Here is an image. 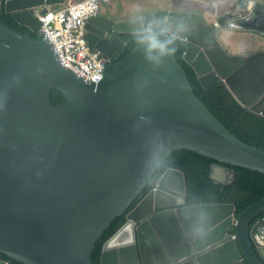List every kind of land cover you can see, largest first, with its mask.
I'll list each match as a JSON object with an SVG mask.
<instances>
[{
  "label": "water",
  "instance_id": "obj_1",
  "mask_svg": "<svg viewBox=\"0 0 264 264\" xmlns=\"http://www.w3.org/2000/svg\"><path fill=\"white\" fill-rule=\"evenodd\" d=\"M65 2L0 0V11L30 29L0 17V253L22 264H92L97 239L176 149L264 172V149L210 110L175 49L146 39L113 60L128 44L120 33L145 32L143 17L90 18L91 46L112 61L97 81L77 76L35 14ZM261 15L264 0H238L216 21L169 10L163 29L185 41L183 57L203 88L224 82L245 110L264 116V49L233 54L218 34H264ZM53 88L61 104L52 103ZM210 176L229 184L235 171L215 164ZM186 198L185 173L167 168L104 242L100 264H264V197L239 216L234 203Z\"/></svg>",
  "mask_w": 264,
  "mask_h": 264
},
{
  "label": "trees",
  "instance_id": "obj_2",
  "mask_svg": "<svg viewBox=\"0 0 264 264\" xmlns=\"http://www.w3.org/2000/svg\"><path fill=\"white\" fill-rule=\"evenodd\" d=\"M73 1L76 0H66L61 6H66ZM113 12H117V8H111L106 14L102 15L111 16ZM167 14V7L149 11L143 15L146 28L145 32L120 33V37L127 41L128 44L114 61L117 62L126 56L134 45L140 44L146 39L158 40L162 45L175 49L177 60L185 68L194 92L210 110L241 140L252 145L257 144L264 149V116L245 110L224 82H217L209 88H203L194 69L183 57L185 41L163 29ZM0 17L10 28L24 33L30 32L27 26L21 25L16 21L12 13L3 10L0 11ZM31 36L36 37L37 33L31 31ZM87 39L89 42L88 36ZM234 39L235 41L233 43L237 41L236 38ZM63 100V94L53 88L51 91L52 103L58 105ZM213 164H220L234 170L235 181L229 184L216 182L210 176ZM169 167L178 168L185 173L187 184L186 204L188 205L199 203H234L236 205L235 215L239 216L247 206L257 199L264 197V172L220 162L213 157L192 149L181 148L171 152L162 161L159 169L152 177L151 184L139 193L138 197L126 209V212L130 211L142 199L154 186L161 174ZM126 212L117 215L97 239L91 254L92 264H100L103 244L126 222ZM0 258L6 261L12 260L13 264H22L3 253H0ZM245 263L250 264L246 259Z\"/></svg>",
  "mask_w": 264,
  "mask_h": 264
},
{
  "label": "built area",
  "instance_id": "obj_3",
  "mask_svg": "<svg viewBox=\"0 0 264 264\" xmlns=\"http://www.w3.org/2000/svg\"><path fill=\"white\" fill-rule=\"evenodd\" d=\"M112 0H76L66 6L35 12L62 61L77 76L97 81L104 75L110 58L88 42L86 28L90 18L100 15L102 2ZM215 25H218L215 22Z\"/></svg>",
  "mask_w": 264,
  "mask_h": 264
},
{
  "label": "crops",
  "instance_id": "obj_4",
  "mask_svg": "<svg viewBox=\"0 0 264 264\" xmlns=\"http://www.w3.org/2000/svg\"><path fill=\"white\" fill-rule=\"evenodd\" d=\"M207 2L208 0H133V14L119 19L143 17L149 11L167 7L168 11L176 10L202 13L210 21H216L219 16L227 13L229 9H238V0L236 3L231 0H217V6L214 9L209 8ZM59 7L60 5L52 7L51 9ZM119 12H121V7L117 8V13ZM209 15L210 17L212 16V19L209 18ZM262 20H264V15H261L259 21L261 22ZM218 34L219 39L225 45L226 49L233 54H250L264 49V34L255 27L253 30H236L229 27H219ZM243 36L253 37V40L243 41ZM232 38H236L237 41L231 43Z\"/></svg>",
  "mask_w": 264,
  "mask_h": 264
},
{
  "label": "rangeland",
  "instance_id": "obj_5",
  "mask_svg": "<svg viewBox=\"0 0 264 264\" xmlns=\"http://www.w3.org/2000/svg\"><path fill=\"white\" fill-rule=\"evenodd\" d=\"M216 1L217 0H208L207 5L209 6V8L211 9L216 8L217 6ZM231 1H233L234 3L237 2V0H231ZM119 7H121V12L119 13L113 12L111 17L115 19H119L133 14V9H134L133 0H112L109 2H102L100 14H106L109 9L111 8L114 9ZM209 18L212 19V16L210 17L209 15ZM250 40H253V37L243 36V41H250Z\"/></svg>",
  "mask_w": 264,
  "mask_h": 264
},
{
  "label": "flooded vegetation",
  "instance_id": "obj_6",
  "mask_svg": "<svg viewBox=\"0 0 264 264\" xmlns=\"http://www.w3.org/2000/svg\"><path fill=\"white\" fill-rule=\"evenodd\" d=\"M87 36L89 37V42H90V43H94V42H95L96 38H95L92 34L88 33ZM119 53H120V52H118V54L115 55L114 58H117L118 55H119ZM114 58H113V60H114ZM111 61H112V60H111ZM213 165H215V164H213ZM213 165H212V166H213ZM219 165H220V164H219ZM219 169H220L219 166L216 167V169H215V173H214V176H218V170H219ZM228 181H229V183H233V182L235 181V177H234V178H229ZM262 198H263V197L257 199L256 201H258V200H260V199H262ZM256 201H254V202H256ZM254 202H253V203H254ZM251 204H252V203H251ZM251 204H250V205H251ZM247 207H248V206H247ZM260 218H261V217H259L257 220H259ZM257 220H256V221H257ZM256 221H255V222H256Z\"/></svg>",
  "mask_w": 264,
  "mask_h": 264
},
{
  "label": "clouds",
  "instance_id": "obj_7",
  "mask_svg": "<svg viewBox=\"0 0 264 264\" xmlns=\"http://www.w3.org/2000/svg\"><path fill=\"white\" fill-rule=\"evenodd\" d=\"M61 5H63V4H61ZM61 5H60V6H61ZM89 43H90V42H89ZM90 45H91V44H90Z\"/></svg>",
  "mask_w": 264,
  "mask_h": 264
}]
</instances>
